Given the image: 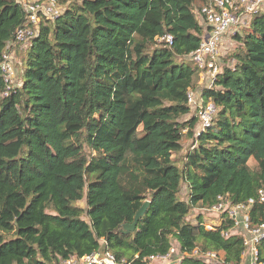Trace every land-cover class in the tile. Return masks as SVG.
<instances>
[{
	"label": "trees",
	"instance_id": "16d2710c",
	"mask_svg": "<svg viewBox=\"0 0 264 264\" xmlns=\"http://www.w3.org/2000/svg\"><path fill=\"white\" fill-rule=\"evenodd\" d=\"M57 2L63 14L41 21L6 98L0 73V264H60L103 244L117 262L140 264L172 239L181 252H222L238 264L243 243L220 236L227 224L208 231L187 217L220 195L240 203L264 188V13L235 36L233 66L201 91L217 113L194 138L187 90L197 70L186 56L206 30L194 0ZM24 19L20 3L0 0V62ZM165 35L170 46L157 41ZM184 130L194 140L175 159ZM263 217L258 207L252 222Z\"/></svg>",
	"mask_w": 264,
	"mask_h": 264
},
{
	"label": "built area",
	"instance_id": "2783aa9c",
	"mask_svg": "<svg viewBox=\"0 0 264 264\" xmlns=\"http://www.w3.org/2000/svg\"><path fill=\"white\" fill-rule=\"evenodd\" d=\"M23 7L25 19L15 30L13 38L6 42L0 62V73L4 83L1 97L6 98L18 87L15 80L14 50L26 49L30 41L37 36L39 24L43 20L54 22L64 12L57 0H16ZM194 13L203 23L206 30L201 36L199 47L186 56L197 70V86L187 90V104L192 114L197 118L194 138L206 127L210 126L216 116L217 107L212 101H206L202 96L203 89H211L217 75L222 71L221 57L224 43L234 40L243 29L249 27L252 19L264 13V0H205ZM172 44V37L165 35L157 40ZM221 69V70H220ZM186 130L183 131L185 133ZM263 208L264 188L260 189L256 198L245 202L234 203L229 194L220 195L214 204L199 207L201 225L208 231L216 230L227 224L220 232L222 238L239 236L243 243V251L238 264H264L258 260V245L264 239V217L258 223L252 222V216L257 208ZM204 216L213 217L204 220ZM198 221V219H196ZM192 225H198L199 221ZM198 258L224 264L222 252L206 251L199 248L191 252H181L179 246L171 245L166 253L151 254L143 257L140 264H181L185 258ZM138 258V255H135ZM60 264H126L124 260L117 262L111 252L99 250L81 257L70 256Z\"/></svg>",
	"mask_w": 264,
	"mask_h": 264
},
{
	"label": "rangeland",
	"instance_id": "374dc122",
	"mask_svg": "<svg viewBox=\"0 0 264 264\" xmlns=\"http://www.w3.org/2000/svg\"><path fill=\"white\" fill-rule=\"evenodd\" d=\"M204 2H205V0L204 1L203 0H194V7L197 9ZM150 19L152 20L153 18L150 17ZM237 47H238V44L232 38L230 39V45L227 46V49L222 47L223 52H222V57H221V69L224 66H227V67L233 66L234 63H232V61L230 60L229 56ZM23 50L24 49H15L14 50V63H15V74H16L15 80L17 82L20 79V59L24 55V51ZM191 114H192V112H191ZM181 119L184 120V117L181 118ZM192 140H194V139H192L191 137H189L188 135H186L184 133V135L182 136V139H181L182 151L176 157L174 156L175 159H178V157L182 156L191 147ZM179 197L182 200L187 201V189H186L185 185H182V188H181L180 193H179ZM77 205L79 207L83 208L84 210H86L85 200H82V201L78 202ZM200 215L201 214H200L199 210L194 209V210H192L190 215L187 217V220H189L190 223L194 224L195 221H197L196 219ZM203 217H204L203 218V222H204V220H210V219L213 218L211 216H204V215H203ZM84 220H86L85 217H84ZM172 243H173V246H177V244L175 243L174 239H172Z\"/></svg>",
	"mask_w": 264,
	"mask_h": 264
},
{
	"label": "water",
	"instance_id": "95a60500",
	"mask_svg": "<svg viewBox=\"0 0 264 264\" xmlns=\"http://www.w3.org/2000/svg\"><path fill=\"white\" fill-rule=\"evenodd\" d=\"M149 204V201H145L144 204L140 207V209L136 212L133 223L131 225H124V229H126L128 232H133L135 230L138 220L145 214ZM101 248L103 251L106 250L104 244L101 246Z\"/></svg>",
	"mask_w": 264,
	"mask_h": 264
},
{
	"label": "crops",
	"instance_id": "0c3cea01",
	"mask_svg": "<svg viewBox=\"0 0 264 264\" xmlns=\"http://www.w3.org/2000/svg\"><path fill=\"white\" fill-rule=\"evenodd\" d=\"M199 21H200V20H199ZM200 23L202 24V26H204L203 23H202L201 21H200ZM228 45H230V41L224 43L223 46H224L225 49H227V46H228ZM190 116H191L190 114L184 116V120L188 119Z\"/></svg>",
	"mask_w": 264,
	"mask_h": 264
}]
</instances>
